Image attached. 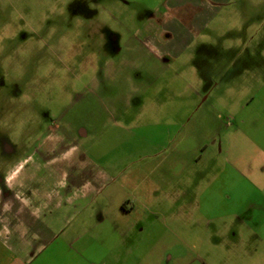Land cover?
Returning a JSON list of instances; mask_svg holds the SVG:
<instances>
[{
  "label": "rangeland",
  "instance_id": "1",
  "mask_svg": "<svg viewBox=\"0 0 264 264\" xmlns=\"http://www.w3.org/2000/svg\"><path fill=\"white\" fill-rule=\"evenodd\" d=\"M156 4L0 0V177L47 125L80 127L90 136L55 165L63 187L78 171L111 178L115 204L156 184L193 191L189 213L136 202L157 224L134 235L127 264H264V0L215 7L193 36L174 21V41L148 18ZM89 246L90 260L61 261L103 264Z\"/></svg>",
  "mask_w": 264,
  "mask_h": 264
},
{
  "label": "crops",
  "instance_id": "2",
  "mask_svg": "<svg viewBox=\"0 0 264 264\" xmlns=\"http://www.w3.org/2000/svg\"><path fill=\"white\" fill-rule=\"evenodd\" d=\"M232 1L157 0L148 18L167 21L166 31L171 32L168 38L174 41L181 32L172 28L174 21L183 25L188 36H193L202 25L208 26L216 14L215 7L226 6ZM185 40L181 39L182 49L192 41ZM89 133L80 127L74 130L46 127L7 169L0 188V264H50L49 259L53 257H59L64 264L61 259H76L78 254L90 260L84 252L91 243L94 252L99 246L106 250L103 264H127L129 244L134 235L138 234L141 239L147 225L150 228L157 224L154 219L150 220L151 216L138 212L137 201L151 203L155 213L159 212L163 198L169 200L171 209L178 213H189L195 208L189 186L167 191L156 184L155 189L143 195L124 194L118 204L114 203L119 196L118 190L103 188L106 180L111 179L103 175L90 176L77 171L76 187H63L67 173L55 165L70 162L82 146L81 139L88 138ZM144 176L139 182L144 181L147 177ZM99 195L109 197L112 203L98 205ZM233 229L235 226H228L230 233ZM236 234L234 231L233 235ZM107 243L112 245L107 247Z\"/></svg>",
  "mask_w": 264,
  "mask_h": 264
},
{
  "label": "flooded vegetation",
  "instance_id": "3",
  "mask_svg": "<svg viewBox=\"0 0 264 264\" xmlns=\"http://www.w3.org/2000/svg\"><path fill=\"white\" fill-rule=\"evenodd\" d=\"M49 126H51V124L47 125V127ZM63 126H66V125L63 124ZM3 178H4V175L0 177V188H2V185H3Z\"/></svg>",
  "mask_w": 264,
  "mask_h": 264
}]
</instances>
